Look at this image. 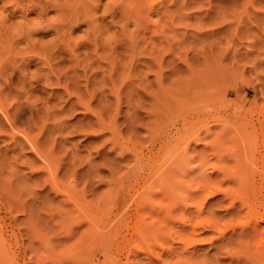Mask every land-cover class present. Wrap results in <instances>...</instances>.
Returning a JSON list of instances; mask_svg holds the SVG:
<instances>
[{"label":"rangeland","instance_id":"374dc122","mask_svg":"<svg viewBox=\"0 0 264 264\" xmlns=\"http://www.w3.org/2000/svg\"><path fill=\"white\" fill-rule=\"evenodd\" d=\"M256 212L264 0H0V264H264Z\"/></svg>","mask_w":264,"mask_h":264},{"label":"bare ground","instance_id":"6f19581e","mask_svg":"<svg viewBox=\"0 0 264 264\" xmlns=\"http://www.w3.org/2000/svg\"><path fill=\"white\" fill-rule=\"evenodd\" d=\"M229 175V174H228ZM225 176V174H224ZM232 177V176H231ZM202 179H204L202 176H201ZM213 178V177H212ZM224 179V177H222ZM228 178V177H227ZM207 179V178H206ZM216 179V178H215ZM233 179V177H232ZM205 182V181H204ZM219 183V182H218ZM208 184V183H207ZM250 184V188L252 190V192L255 191L256 189V180H254V178H251V182L249 183ZM203 187V186H202ZM211 187V186H210ZM212 188V187H211ZM211 190V191H210ZM208 190L209 195H213L214 193L217 192V189H210ZM250 191V190H249ZM251 192V194H252ZM225 195L229 194V193H226L224 192ZM254 195V194H253ZM252 195V196H253ZM261 197V196H260ZM244 201V200H243ZM247 203H249L248 201H245ZM244 203V202H243ZM250 204V203H249ZM252 207V206H251ZM250 207H248L249 209ZM254 208V207H253ZM251 209V208H250ZM255 209V208H254ZM262 211V210H260ZM254 214V213H253ZM255 215V216H254ZM252 216V218L255 219V232H258L259 230L261 231L260 233H262V231H264V229H260V222H264V213H257L254 214ZM261 239V238H260ZM103 242H100V244H102ZM264 243V242H262ZM113 246V249L114 250H118V251H121L122 253L124 252V259L125 260H122V257H120L119 255H116L114 254V252H110V251H103V252H100L99 255L94 259V264H96V261H100L101 264H135L133 261H134V258L135 257H132V255H136V252H137V248H140V245L139 244H135L134 242H132L131 240H122V241H112L111 244ZM261 245H264V244H261ZM141 249V248H140ZM151 263V262H150ZM93 264V263H92ZM138 264H149V260L147 259H143L141 262H139Z\"/></svg>","mask_w":264,"mask_h":264}]
</instances>
